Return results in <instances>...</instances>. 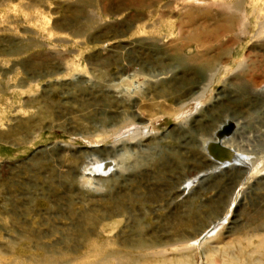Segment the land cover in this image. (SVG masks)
<instances>
[{
    "label": "rangeland",
    "instance_id": "obj_1",
    "mask_svg": "<svg viewBox=\"0 0 264 264\" xmlns=\"http://www.w3.org/2000/svg\"><path fill=\"white\" fill-rule=\"evenodd\" d=\"M251 1L0 0V264H264Z\"/></svg>",
    "mask_w": 264,
    "mask_h": 264
},
{
    "label": "bare ground",
    "instance_id": "obj_2",
    "mask_svg": "<svg viewBox=\"0 0 264 264\" xmlns=\"http://www.w3.org/2000/svg\"><path fill=\"white\" fill-rule=\"evenodd\" d=\"M255 2L252 0L248 4V5L251 4V6H250L251 8H250L249 11H248L247 8H244L242 10H241V8L239 9L240 4L237 2L235 7H236V10L238 12L236 11L235 14L229 15V17L227 18V21H226V23L224 25V28L230 30V29H232L233 26H238L239 23H240L239 27H241L242 30L249 31L248 27L251 26V24L253 22H256V20H258L259 18H262L264 16V14H262V12L260 11L261 10L260 7H258L257 6L258 4L255 3ZM259 27H261V28H260L258 33L264 31V20L261 21ZM228 124H229V122H225L224 124L220 125V127L213 133V135H211V136L209 135L208 136V138L206 140V145L204 147H205L206 155H208L209 157H211V155H212V156L216 157L217 160H222L221 156L226 153V154H230V157L238 158V159L241 158L239 155L236 156L233 152H231V150H230V152L228 150L226 151L224 149L218 150L219 147H217V146H221L222 145L221 144L222 140H221V142L219 141V138L222 136L220 134V132L225 127V125H228ZM225 146H227V145L225 144ZM212 160H213V158H212ZM214 162L217 163L216 161H214ZM219 163H223V162L220 161Z\"/></svg>",
    "mask_w": 264,
    "mask_h": 264
},
{
    "label": "water",
    "instance_id": "obj_3",
    "mask_svg": "<svg viewBox=\"0 0 264 264\" xmlns=\"http://www.w3.org/2000/svg\"><path fill=\"white\" fill-rule=\"evenodd\" d=\"M232 125H230V123L228 125H225V127L221 130L220 134H227L228 132H230Z\"/></svg>",
    "mask_w": 264,
    "mask_h": 264
}]
</instances>
